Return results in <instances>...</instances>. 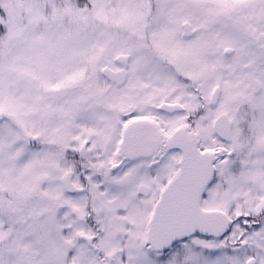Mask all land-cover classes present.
<instances>
[{
    "label": "snow or ice",
    "instance_id": "obj_1",
    "mask_svg": "<svg viewBox=\"0 0 264 264\" xmlns=\"http://www.w3.org/2000/svg\"><path fill=\"white\" fill-rule=\"evenodd\" d=\"M0 264H264V0H0Z\"/></svg>",
    "mask_w": 264,
    "mask_h": 264
}]
</instances>
